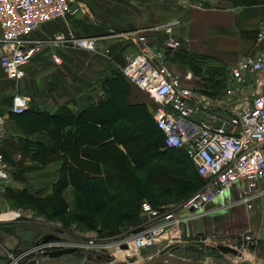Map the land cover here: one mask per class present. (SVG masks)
Returning a JSON list of instances; mask_svg holds the SVG:
<instances>
[{
	"label": "crops",
	"instance_id": "obj_1",
	"mask_svg": "<svg viewBox=\"0 0 264 264\" xmlns=\"http://www.w3.org/2000/svg\"><path fill=\"white\" fill-rule=\"evenodd\" d=\"M72 4L78 12L45 23L34 32L32 37L43 40L45 46L23 68L22 79L9 80L0 70L1 162L9 167L2 155L17 163L25 150L30 156L41 150L50 158L46 165H40L29 157L32 170H10L12 183L7 184L9 179L1 181V189L29 194L28 188H31L36 193L42 190L51 196L55 184L61 181V170H72L65 173L63 189L57 188L68 210L76 209L81 195L79 183L72 179L73 173H79L90 183L98 181V191L116 215L129 213L126 210L129 199H125V194L136 187L130 178H139L140 184L151 183V190L160 197V202L166 201L161 207L174 209L181 203H177L178 194L168 191L167 180L152 176L150 170L152 165H168L167 157L163 155L164 145L158 149V158L145 162L146 169L131 170L127 177H121L124 172L116 170L112 161L98 162V171L91 167L96 162L89 153H100L110 142H115L123 158L126 157L123 147L117 143L119 138H110L105 130L101 134L95 131L98 122L106 123L118 133L123 121L126 127H131L133 114L142 111L155 127L152 118L155 104L121 74L127 58L138 49L120 34L139 30L156 50L165 48L171 39L178 41L177 48L166 50L169 68L180 76L184 86L203 92L207 89L215 95L222 90L226 71L240 58L255 55L263 46L264 42L257 41V34L264 28V0H72ZM166 24H173L170 33L153 29ZM59 36L94 37L97 39L95 50L73 49L59 40ZM53 55L59 58V64L53 62ZM188 74L190 80L185 79ZM15 95L28 99V107L22 115L11 111ZM18 165L12 168L20 169ZM41 170L48 171L45 188L36 176ZM19 174L22 178L14 177ZM122 178L125 181L122 182ZM162 182L166 188L160 187ZM235 193L238 197L234 201H237L240 189L235 188L227 197L209 204L202 216L226 211V205L232 203L231 194ZM139 219V225L127 228L121 234L131 236L150 225L145 222L141 210ZM216 219L214 217L213 221ZM213 221L193 223L189 233L207 236L213 232ZM178 229L168 232L157 247L169 245L173 240L181 241L178 239L184 236L183 232L178 238L173 233ZM11 238L8 248L17 247L18 242H13L16 238L13 235ZM6 263L7 254L0 250V264Z\"/></svg>",
	"mask_w": 264,
	"mask_h": 264
},
{
	"label": "built area",
	"instance_id": "obj_2",
	"mask_svg": "<svg viewBox=\"0 0 264 264\" xmlns=\"http://www.w3.org/2000/svg\"><path fill=\"white\" fill-rule=\"evenodd\" d=\"M76 12L72 0H0V70L6 78L22 79L23 68L45 46L43 40L32 37L41 25ZM173 24L153 29L170 33ZM120 36L138 49L127 58L121 74L155 104L152 118L163 134L165 148L184 149L203 182L174 209L141 204L144 220L150 225L121 242L128 245L126 252L139 253L157 245L184 222L201 216L209 204L227 197L232 189H240L237 203L247 209L264 199V43L255 55L244 56L229 68L221 92L211 95L210 90L206 93L184 86L167 65L166 50L177 48L178 41L171 39L165 48L156 50L139 30ZM58 38L73 49L89 52L95 50L97 41L94 37ZM257 41L264 42V28ZM52 60L60 63L56 55ZM185 79L190 80L191 75ZM27 107L25 96L13 97V114L21 115ZM245 240L252 241V237ZM53 242L39 241L38 248L44 249L43 254L55 251ZM59 247L57 250L64 249ZM113 247L105 246L106 250Z\"/></svg>",
	"mask_w": 264,
	"mask_h": 264
},
{
	"label": "rangeland",
	"instance_id": "obj_3",
	"mask_svg": "<svg viewBox=\"0 0 264 264\" xmlns=\"http://www.w3.org/2000/svg\"><path fill=\"white\" fill-rule=\"evenodd\" d=\"M191 1L193 2V0ZM111 112L112 109L108 114ZM136 133L137 135L151 136L152 131L150 127L143 124L138 127ZM117 136L119 139L125 137L123 129H118ZM17 160L20 161V169L8 167L0 159V182L9 179L7 184L12 183L10 170H32L29 157H18ZM17 163L19 164L18 161ZM47 173L48 171L41 170L40 175L39 173L36 175L40 177V185L43 188L47 186ZM4 174L5 176L2 177ZM20 175L22 174L14 175V177L22 178ZM123 175L127 177L125 173H122L121 177ZM121 180L122 182L125 181L124 178ZM2 183L0 184V250L7 254L6 264H26L30 258L31 260L35 259L37 264H142L151 257L162 253H171L179 260H198L208 264H214V259L221 261L222 256L229 258L232 262L236 261L235 264H264V199L258 200L252 209H247L234 201L238 197L237 193L231 194L232 203L226 205V211L218 215H201L192 218L184 222L178 230L173 231L177 238L179 233L183 232L184 236L182 235L178 239L181 241L175 242L173 240L169 245L161 247L162 249L157 247L158 243L143 253H134L119 249L121 242L130 237L127 236L128 234L102 236L98 232V227L94 226V230H91L82 220L78 219L79 217L73 212L76 210L75 208L73 211L68 210L60 217L56 216L52 208L41 212L36 207L13 197L16 196L17 191L15 189L2 190ZM160 187L166 188V184L162 182ZM28 189L30 190L29 194L23 191L22 195L27 197L29 195L48 196L46 192L37 194L31 188ZM214 217L217 219L213 221ZM201 220L213 221L215 223L212 228L213 232L207 236L190 234L189 230L191 231L193 223ZM60 230L63 234L59 233ZM11 235L16 238L13 242H18L17 247L12 245V250L8 248L12 241ZM44 235H54L60 238L51 243L54 246L52 250L59 249V246L74 248L75 252L79 254L77 263H72L68 255L48 258L46 253L43 254L44 249L38 248L36 243ZM247 236L252 237V241H246L245 237ZM108 245H115V252H108L105 248ZM220 245L237 250L238 255L219 253L217 246ZM45 251L47 250L45 249ZM131 256L135 257L136 260L131 261L129 259ZM20 257L21 259H19ZM215 264L222 263L216 262Z\"/></svg>",
	"mask_w": 264,
	"mask_h": 264
},
{
	"label": "trees",
	"instance_id": "obj_4",
	"mask_svg": "<svg viewBox=\"0 0 264 264\" xmlns=\"http://www.w3.org/2000/svg\"><path fill=\"white\" fill-rule=\"evenodd\" d=\"M206 91L208 90L206 89ZM120 100L122 99L119 95V101ZM133 120L131 127H126L124 121H121L122 123L120 124V129H123L125 137L119 139L117 143L119 142L123 147L126 157L123 158V155L116 147L115 142H110L102 148L100 153H89L90 157L94 158L93 160L96 162V164L91 166L94 171L99 170L97 163L101 162L103 159L107 162H114L116 170L127 174L131 170L146 169L145 162L147 163L150 160L158 158V155H160L158 149L164 145L163 134L156 125L153 127V125L149 123V120H147L142 111H138L136 115L133 114ZM143 124L150 127V129L153 130L152 133L154 136H157L148 137L147 135H137L136 131L138 127ZM97 125L95 126V131L98 134H101V131L105 130L107 135H110V138L112 137L113 139L118 140L117 132H115L113 128H109L107 124L102 121L98 122ZM81 132H86L88 134V132L83 129H81ZM164 151L165 153L163 155L167 157L168 165H152L150 169L151 174L159 179H166L168 184L167 188H169L168 191H176L180 198L177 200V203H183L200 189L203 183L202 178L199 177L196 170H194V165L188 158L184 149L165 148ZM22 153V157H31L32 161L39 163L40 165H46L50 159L47 153L41 150L32 154V156H30L26 150ZM83 153L85 154V151ZM2 159L11 167L17 166V163H14L10 157L5 156V154L2 155ZM18 162L20 165V161ZM81 165L85 166V164ZM71 171L72 170H61V181L55 184L51 196L44 197L39 195H29L27 197L22 195L23 192H16V196L13 197L19 198L22 202L36 207L41 212L52 208L54 209L56 216L60 217L68 211L69 207L62 198L61 191L57 190V188L60 190L63 189L65 173H71ZM72 179L79 183L78 193L81 194L77 202L76 216H78V219L82 220L91 230H94V226L98 227V232L102 236L119 235L127 230V228L139 225V211L141 210V204L143 202L149 203L154 209H161V205H165L166 203L165 200L160 202V197L152 192L151 183L142 182L140 184L137 180L139 178H130L129 180L132 183H136V187L134 186V191L129 190L128 193L125 194V199H129V204H127L126 209L129 210V213L119 216L113 213L114 208L111 210V208L108 207L103 194L98 191V187L96 186L98 181L90 183L89 180L81 176L79 173H73ZM40 192L43 191L41 190ZM40 192H37V194Z\"/></svg>",
	"mask_w": 264,
	"mask_h": 264
},
{
	"label": "water",
	"instance_id": "obj_5",
	"mask_svg": "<svg viewBox=\"0 0 264 264\" xmlns=\"http://www.w3.org/2000/svg\"><path fill=\"white\" fill-rule=\"evenodd\" d=\"M59 233L63 234V232L60 230ZM60 238L54 236V235H44L40 238V241L43 243H47L49 241H58ZM39 245V242L36 243V246ZM119 249L122 251H127L129 249L128 245L126 243H122L119 245ZM217 251L221 254H228V255H233L237 256V250L228 247V246H217ZM108 252H115V248H110L108 249ZM145 252V250H141L140 253ZM48 258H59L62 256L68 255L70 258L69 260L72 263H77V259L79 258V254L75 252L74 248H64L60 250H55L52 252L46 253ZM131 261H135L136 258L131 256L129 258ZM214 264L217 263H222V264H235L233 263L229 258H226L222 256L221 261L214 259L213 260ZM26 264H37L35 259L28 261ZM142 264H208L206 262L198 261V260H179L175 258L171 253H162L159 255H155L148 259L147 261L143 262ZM241 264H247V263H241Z\"/></svg>",
	"mask_w": 264,
	"mask_h": 264
},
{
	"label": "flooded vegetation",
	"instance_id": "obj_6",
	"mask_svg": "<svg viewBox=\"0 0 264 264\" xmlns=\"http://www.w3.org/2000/svg\"><path fill=\"white\" fill-rule=\"evenodd\" d=\"M31 260V258L29 259V261ZM33 260V259H32ZM36 261V260H35Z\"/></svg>",
	"mask_w": 264,
	"mask_h": 264
}]
</instances>
